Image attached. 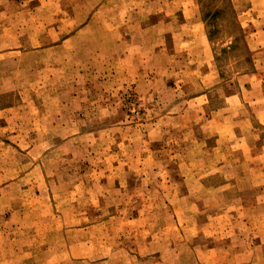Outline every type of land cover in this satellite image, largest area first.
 <instances>
[{
  "label": "rangeland",
  "instance_id": "1",
  "mask_svg": "<svg viewBox=\"0 0 264 264\" xmlns=\"http://www.w3.org/2000/svg\"><path fill=\"white\" fill-rule=\"evenodd\" d=\"M0 264H264V0H0Z\"/></svg>",
  "mask_w": 264,
  "mask_h": 264
}]
</instances>
